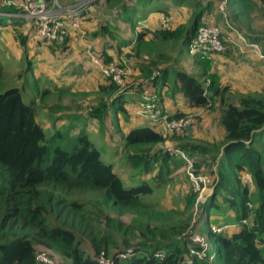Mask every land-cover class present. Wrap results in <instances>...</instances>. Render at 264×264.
<instances>
[{
  "label": "trees",
  "instance_id": "16d2710c",
  "mask_svg": "<svg viewBox=\"0 0 264 264\" xmlns=\"http://www.w3.org/2000/svg\"><path fill=\"white\" fill-rule=\"evenodd\" d=\"M160 1L106 0L105 3L110 10L118 9L119 17L134 28L139 20L138 11ZM214 1L170 0L174 7L188 4L193 8L190 23L176 31L161 27L138 31L132 48L135 56L160 60L166 55L162 52L156 56L154 45L167 43V40L169 48L176 51L175 65L184 64L186 59L183 60V57L187 53L203 55L201 52L191 53L189 44L203 17L214 6ZM228 5L234 20L247 22L248 28H251L248 14L264 13V0H228ZM157 6L154 10L164 12L165 9ZM17 21L14 19L11 24ZM1 23L8 24L0 18ZM101 28L104 33H110L108 23H103ZM222 31L224 36L231 32L225 23L222 24ZM250 39L258 44L262 36L254 34ZM20 41L24 45L26 37H21ZM67 42L66 38L61 44H47L64 47ZM231 45L228 43V49L218 54L231 57L239 54L237 57L244 58L253 54L252 49ZM262 45L264 55V43ZM96 57L104 63L113 59L106 48ZM202 60L198 63L202 67L198 74L174 66L170 70L164 68L151 80L158 92L157 87L167 83L168 74L172 73L176 82L175 92L180 93L191 108L209 109L218 101L219 124L225 135L219 144L222 153L218 181L213 193L201 204L197 217L204 227L202 230L198 222L190 225L187 216L194 206L195 195L191 194L187 199L186 218L172 216L169 212V228H163L158 225L163 223L160 222L162 213L148 208L144 202L145 197L154 192L149 181L142 180L139 185L125 187L114 165L103 160L100 150L85 130L74 137L66 132L72 138L69 150L60 146L61 141L66 139L63 130L53 129L51 133H46L37 121L35 100L26 101L24 97L27 87L33 92L39 91V80L33 76L30 62L24 68V83L21 86L3 87L0 83V264H39L38 248L41 252L56 254L60 264H100V255L107 259L106 264H188L192 255L191 264H264V94L240 93L230 100L229 85L218 84L213 75L208 77L209 60ZM1 78L0 65V82ZM107 79L110 82L100 87V92L112 98V107L105 102L93 107L89 116L97 120L106 115L109 107L113 115L126 113L123 93H119L117 85ZM161 107L171 117L183 115ZM53 138H57L58 142ZM123 138L129 147L159 144L165 140L158 130L149 125L130 127ZM203 144L211 145L209 142ZM135 156L138 159L143 157ZM169 159L170 155L164 156L162 161L166 163ZM149 166V161L144 163L147 172L151 169ZM245 172H250L256 187L253 196L248 187L241 184L239 175ZM86 192L100 194L106 207L130 212L141 218L140 222L135 219L133 224L127 225L106 216L107 227L96 231L91 222L101 210L97 208L95 213L87 210L86 204L78 198ZM221 210H224L227 219L236 221L233 224H237V228L218 232L211 229L209 214ZM250 217L252 219L248 222ZM243 220L246 222L242 223ZM190 231L200 232L210 243L202 258L190 253L191 250H201L189 238ZM120 233L122 239L118 240ZM83 238L88 240V250L82 248ZM124 253L126 257L120 256Z\"/></svg>",
  "mask_w": 264,
  "mask_h": 264
},
{
  "label": "rangeland",
  "instance_id": "374dc122",
  "mask_svg": "<svg viewBox=\"0 0 264 264\" xmlns=\"http://www.w3.org/2000/svg\"><path fill=\"white\" fill-rule=\"evenodd\" d=\"M14 1L20 4L23 0ZM70 1L61 0V4L66 5ZM168 1L170 2V0H162L151 3L148 6L154 7L158 5L157 7L165 9L164 15L170 18L168 26L165 28L167 31H176L179 27L188 25L192 19L193 8L188 4L172 8ZM195 1L205 3L206 0ZM105 2L106 0H98L95 6L85 13L81 21V28L75 40L78 39V46L81 43L85 50L81 46L77 48L74 39L71 42L69 40V45L67 44L64 47L45 44L43 41L40 42L35 37L32 25L27 22L17 21L13 25L11 24L12 26L1 23L0 65L2 67V78L0 83L3 87L21 86L24 83L22 78L24 68L30 62L33 67V76L35 77V73L38 76L35 78L39 80V91L33 92L30 87H27L24 89V97L26 101L31 98L35 100L37 121L45 129L46 133H51L53 129L63 130L62 133L66 135V139L61 141L60 146L69 150L72 138L70 139L66 132L69 131V136L74 137L81 130H85L89 139L100 150L103 160L114 165V170L118 173L125 187L139 185L142 180L149 181L154 187V192L145 197L144 202L148 208L162 213L160 222L163 223L158 225H162L163 228H169V212H172V216L181 219L186 218L184 210L187 205V199L191 194L195 195L194 206L187 213L190 225L195 224L198 222L197 217L201 204L213 193L215 183L219 178L220 140H213V142L205 140L208 136V128H205L206 123L211 122L215 126L217 124L216 115L220 111L218 101L216 100L209 109L184 110L183 115L189 116L192 123L178 133L171 134L164 131L160 124L154 125L166 137L162 143L129 147L125 144L123 136L128 131V127L133 120L126 113L118 116L112 114L110 109L112 107V98L107 93L100 92V87L110 81L101 73L98 69L99 66L94 60L100 59L96 56L101 51L100 46L103 44V40L110 41L109 43L114 46L113 60L111 61L118 63L124 72L122 83L116 84L118 92H124L125 95L126 93H132L135 96V93L140 92L144 87H151L153 85L151 80L155 76L160 75L164 68L170 70L174 66H180L189 73H198L202 67L195 66L203 62L202 59H207L209 60V63H207L209 65L208 72H210L208 77L213 75L216 77L218 84H228L230 87L229 99L234 100L240 93L264 94V83L260 84L264 69H257L254 66L256 64L252 62V58H259V56L253 53L252 58L237 57L239 54L233 57L237 60H243V63H247L249 73L254 69L259 73V79L253 82V84H258L256 86L257 91H252L246 86L250 79L241 69L223 62L225 58L228 59L229 57L222 54L200 56L193 54L194 56L192 57V54L186 52L187 55L183 57L186 62L175 65L176 60L174 57L177 56L176 51L172 47L169 48V41L167 40V43L163 42V44L157 43L154 45L156 56L163 52L166 57L160 60L145 56L137 57L132 50L137 38L134 28L119 17L118 9L112 8L110 10L109 7H106ZM219 2L220 0L215 2L211 11L203 17L201 24L215 21L222 28V24L226 21L218 10ZM153 13L156 12L153 11ZM138 14L139 20H144L145 15L143 12L141 13V10L138 11ZM0 18L6 21L5 18ZM247 19L248 22L250 21L251 28L247 27V22H234L228 12L229 22L240 32L246 35L259 34L262 36V40L257 44L258 51L262 54L264 13L263 11H257L252 16L248 14ZM94 22L97 23L96 27L91 26ZM105 22L108 23L110 33H104L101 30V25ZM152 27L153 29L156 27L164 29L161 24L160 26ZM94 28L95 30H93ZM83 32L84 34H82ZM93 35L94 38L97 37L94 45L98 46V48H95L92 44L86 48L88 42H90V37L93 38ZM21 37H26L24 45L21 44ZM80 40L81 42H79ZM124 42H130V45L127 47L121 46ZM237 65L240 66V64ZM262 66H264V61L257 67ZM92 78L97 80L96 84L91 80ZM245 79L248 82L244 81ZM168 81L170 82V88H172L174 77L168 76ZM262 81L264 82V80ZM234 88L238 89L239 92L236 93ZM158 89L161 105L165 107L168 99L170 101V92L168 94V92L162 91L159 87ZM43 90L46 92L43 93ZM179 99L180 97L175 95L172 102ZM102 102L110 105L106 115L101 120L91 118L89 116L91 109ZM205 120H208V122ZM53 140L58 142L57 138H53ZM207 142L211 144L209 147L203 144ZM135 155L143 157L138 159ZM145 155H148L147 159ZM169 155L170 159L166 163L163 162L162 158ZM147 161L151 165L149 166L151 168L149 172L144 168V163ZM243 174H240L239 178L242 179ZM247 187L253 196V193L256 192L254 182L247 183ZM78 198L86 204L88 211L95 213L97 208L101 210L97 216H93L91 222L92 227L96 231L107 227L106 216H111L127 225L133 224L135 219L140 222L141 218L130 212H118L106 207L100 198V194L86 192L79 195ZM223 212L224 210L211 211L209 219L214 227L227 225L224 230L229 231L231 227H235L231 225H234L233 223L236 221L232 220V218L227 219ZM251 219L250 217L248 222ZM198 227L200 230L204 229L200 223ZM138 234H140L139 231ZM117 239H122L121 233L118 234ZM135 239L132 238V240ZM81 244L85 250L90 247L88 240L85 238L81 239ZM39 249L37 254L41 253ZM47 256L51 263L60 264V259L56 254L50 252V254L47 253Z\"/></svg>",
  "mask_w": 264,
  "mask_h": 264
},
{
  "label": "built area",
  "instance_id": "2783aa9c",
  "mask_svg": "<svg viewBox=\"0 0 264 264\" xmlns=\"http://www.w3.org/2000/svg\"><path fill=\"white\" fill-rule=\"evenodd\" d=\"M98 0H71L68 4H61V0H23L17 4L14 0H0V17L6 19L11 24L14 19L30 23L35 31V37L45 43H63L70 30L79 31L81 21L85 13L95 6ZM16 10H8L7 8ZM218 10L225 19L226 26L230 29V35L224 36L222 28L215 22L200 24L189 44L191 53L201 52L203 55H212L222 53L228 49V43L231 47L239 48L247 47L257 52L258 45L248 40L247 35L240 32L228 20L227 0H220ZM169 17L162 15L160 19L161 26L165 29L169 23ZM95 63L99 66L101 73L113 81L115 84H121L123 80V69L116 62L104 63L100 59H95ZM136 112L144 117L153 125L160 124L164 131L171 134L182 131L185 127L192 123L187 115L179 117H171V115L159 104L158 92L153 86L144 87L138 92V98L135 102ZM160 126V128H161ZM165 137L164 135H162ZM166 138V137H165ZM241 184L247 186V183L253 181L250 172L242 175ZM246 222L243 220L242 223ZM223 227L211 226L213 231H222ZM189 238L193 243L200 246L201 250H191L190 253L195 254L198 258H202L210 243L203 234L197 231H190ZM131 250H129L130 252ZM120 256L126 257L127 254ZM193 256V255H192ZM192 256L189 257L187 263L191 264ZM212 257V256H211ZM39 264H53L50 262L47 253L42 251L37 254ZM100 264H106L108 261L102 255L98 257Z\"/></svg>",
  "mask_w": 264,
  "mask_h": 264
},
{
  "label": "crops",
  "instance_id": "0c3cea01",
  "mask_svg": "<svg viewBox=\"0 0 264 264\" xmlns=\"http://www.w3.org/2000/svg\"><path fill=\"white\" fill-rule=\"evenodd\" d=\"M217 0H215L214 1V4H215V2H216ZM168 3H169V1H168ZM170 4V6L172 7V8H176V7H174V6H172V4L171 3H169ZM169 4H167V5H169ZM153 9H155L154 7H150V6H147V7H144V8H142L141 10H142V12L144 13V15H145V17H144V20H138L137 21V25L134 27V33H135V36L137 35V33H138V31H140V30H142V29H146V30H154V29H156V28H154L153 29V27L152 26H160V19H161V16L163 15V13L164 12H162V11H156V10H153ZM153 11H155L156 13H153ZM228 12H229V14H230V17H231V19L234 21V22H236L235 20H234V18H233V15H232V11H231V9H229V5H228ZM218 18H220V16H218ZM173 19H174V17H173ZM188 19V18H187ZM96 24L97 23H92V27H96ZM90 25V24H89ZM139 25V26H138ZM141 26H143V27H141ZM93 30H95V28L93 29ZM93 30H91V31H93ZM10 34V33H9ZM79 34V31H75V30H70L69 31V34H68V36H67V41L69 42V40H70V42H71V40L72 39H74L75 40V37H76V35H78ZM82 34H84V32L82 33ZM249 36V37H248ZM248 36H247V38H248V40L249 41H251V42H253V43H256L257 44V42H254V41H252L250 38H251V34H248ZM148 37H150V36H148ZM37 39V38H36ZM39 40V39H38ZM73 40V41H74ZM40 42H42L41 40H39ZM72 41V42H73ZM89 41V40H88ZM97 41V37H95L94 38V35H93V38H91L90 37V42H88V45H87V47L86 48H88V47H90V45L92 44V45H94L95 44V42ZM67 42V44L69 45V43ZM79 42H81V40L79 41ZM110 41H107V40H103V44L100 46V48H101V50H103L104 48H106V51H108V53L109 54H111L112 55V53H113V49H114V46H113V44H111V43H109ZM45 43V42H44ZM46 44V43H45ZM66 44V45H67ZM75 44H76V46H77V48L79 47V46H81L82 47V49H84L85 50V47L83 46V45H81V43H80V45L78 46V39H76L75 40ZM125 47H127V46H129L130 45V42H127L126 44H123ZM122 45V46H123ZM95 46V48H98V46H96V45H94ZM253 53H256V55H258L259 56V58H252L253 56V54H250V55H246L248 58H252V62H254L256 65H254L257 69H264V66H262V67H257V66H259L261 63H263V61H264V59H261V58H263V57H261V55H259L257 52H255V51H253ZM263 53V52H262ZM215 55H219L218 53H215ZM214 55V56H215ZM263 55V54H262ZM113 56V55H112ZM194 55L192 54V57H193ZM264 56V55H263ZM226 57H229L228 59L227 58H225V60L223 61L224 63H229V64H232V65H234L235 67H237V68H239V69H241L243 72H244V74H246L247 75V77L250 79V81L248 82L246 79L244 80V81H247L248 82V85H246L250 90H252V91H257L258 89H256V86L258 85V84H253V82H255V80H257V79H259V73L254 69V70H252L251 71V73H249L248 72V69H249V66H248V64L247 63H243V60H237L236 58H233V57H231V56H226ZM244 58V57H243ZM113 60V59H112ZM237 64H240V66L239 65H237ZM193 65V64H192ZM237 65V66H236ZM198 65H196L195 67H197ZM242 66V67H241ZM183 68V67H182ZM251 69V68H250ZM185 70V69H184ZM187 71V70H186ZM191 73V72H190ZM198 73H200V72H198ZM198 73H195V72H192V74H198ZM262 73H263V76H262V80H264L263 78H264V71H262ZM168 76H173L172 75V73H170V74H168ZM243 76V75H242ZM35 77H38V76H36V73H35ZM174 77V76H173ZM92 81H94L95 82V84H96V81L97 80H95V78H92L91 79ZM261 80V85L264 83L263 81ZM94 84V85H95ZM253 84V85H252ZM162 91L164 90V91H166V92H168V94H169V92H170V95H171V97H170V101H169V99H168V102H166V105H165V107H166V109L169 111L170 110V112H177V113H183L184 114V110H188V109H195V108H191V107H189L188 105H187V103H186V99L180 94V93H178V92H173V90H174V88L176 87V82L174 81V85L172 86V88H170V82L167 80V83H165L164 85H160V86H158ZM158 87H157V89H158ZM169 88H170V90H169ZM159 90V89H158ZM234 90L236 91V93L237 92H239L238 91V89H236V88H234ZM175 95H178L179 97H180V99L179 100H175V101H173L172 102V99H174V96ZM126 96V97H125ZM123 106H124V109H125V111H126V114L127 115H129L130 116V119H132L133 120V122H132V124L128 127V130H129V128L130 127H140V126H145V125H149V126H151L152 128H154L155 130H157L155 127H154V125L152 124V123H150L149 121H147L144 117H142L141 115H139L137 112H136V105H135V102L137 101V98H138V92L137 93H135V96H133V94L132 93H126V95L124 94V92H123ZM127 98H128V103H127ZM198 109H204V108H198ZM201 113V112H200ZM120 114H123V113H118V115H120ZM117 115V116H118ZM219 118H220V111L218 112V114L216 115V120H217V124H216V126L215 125H212L211 124V122L210 123H206V126H205V128H208V136L206 137V139L205 140H207V141H209V142H213V140H220L219 141V144L222 142V140H223V137H224V135H225V131H224V129H223V127L219 124ZM209 119V118H208ZM211 120V119H210ZM205 121H207L208 122V120H205ZM87 133V132H86ZM221 153H222V148H221ZM231 226H235V227H231L230 228V230H232V229H234V228H237V224H234V225H231Z\"/></svg>",
  "mask_w": 264,
  "mask_h": 264
},
{
  "label": "clouds",
  "instance_id": "9594fccd",
  "mask_svg": "<svg viewBox=\"0 0 264 264\" xmlns=\"http://www.w3.org/2000/svg\"><path fill=\"white\" fill-rule=\"evenodd\" d=\"M227 9H228V0H227ZM164 14V13H163ZM167 30V29H166ZM248 36V35H247Z\"/></svg>",
  "mask_w": 264,
  "mask_h": 264
}]
</instances>
